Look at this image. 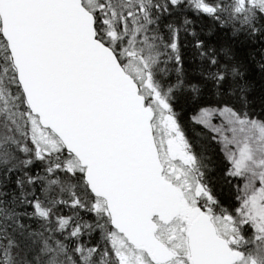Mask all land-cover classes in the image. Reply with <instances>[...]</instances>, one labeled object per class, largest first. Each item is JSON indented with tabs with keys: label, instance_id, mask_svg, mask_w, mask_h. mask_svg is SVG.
Here are the masks:
<instances>
[{
	"label": "snow or ice",
	"instance_id": "1",
	"mask_svg": "<svg viewBox=\"0 0 264 264\" xmlns=\"http://www.w3.org/2000/svg\"><path fill=\"white\" fill-rule=\"evenodd\" d=\"M0 264H264V0H0Z\"/></svg>",
	"mask_w": 264,
	"mask_h": 264
}]
</instances>
